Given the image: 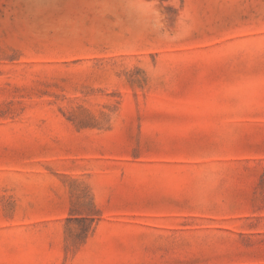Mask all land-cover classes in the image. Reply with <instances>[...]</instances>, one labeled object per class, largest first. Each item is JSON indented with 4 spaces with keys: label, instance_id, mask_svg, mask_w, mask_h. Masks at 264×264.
Listing matches in <instances>:
<instances>
[{
    "label": "rangeland",
    "instance_id": "rangeland-1",
    "mask_svg": "<svg viewBox=\"0 0 264 264\" xmlns=\"http://www.w3.org/2000/svg\"><path fill=\"white\" fill-rule=\"evenodd\" d=\"M0 264H264V0H0Z\"/></svg>",
    "mask_w": 264,
    "mask_h": 264
}]
</instances>
